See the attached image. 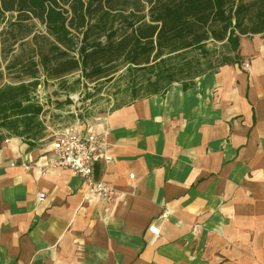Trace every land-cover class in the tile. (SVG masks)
<instances>
[{
	"label": "crops",
	"instance_id": "crops-1",
	"mask_svg": "<svg viewBox=\"0 0 264 264\" xmlns=\"http://www.w3.org/2000/svg\"><path fill=\"white\" fill-rule=\"evenodd\" d=\"M238 53L187 89L72 124L104 135L94 176L112 200L49 167L47 133L4 139L0 264H264V33L240 35Z\"/></svg>",
	"mask_w": 264,
	"mask_h": 264
},
{
	"label": "trees",
	"instance_id": "trees-1",
	"mask_svg": "<svg viewBox=\"0 0 264 264\" xmlns=\"http://www.w3.org/2000/svg\"><path fill=\"white\" fill-rule=\"evenodd\" d=\"M258 33L264 0H0V79L3 70L30 76L0 86V147L20 137L33 148L49 134L44 117L52 125L55 109L34 94L41 75L66 90L55 108L99 79L114 80L134 100L163 94L174 81L187 89L202 74L240 64L239 36Z\"/></svg>",
	"mask_w": 264,
	"mask_h": 264
},
{
	"label": "built area",
	"instance_id": "built-area-1",
	"mask_svg": "<svg viewBox=\"0 0 264 264\" xmlns=\"http://www.w3.org/2000/svg\"><path fill=\"white\" fill-rule=\"evenodd\" d=\"M243 67L248 66L244 62ZM35 90V98L42 104L44 109L49 108V104L44 97L39 95V87ZM76 119L73 123L54 128L48 124V116L44 117V124L47 127L50 137V151L52 158L49 161L51 168H66L74 175L80 177L84 184L94 193L104 200H112L116 196V190L100 179L94 176V166L100 159L107 160L109 157L105 154L106 140L104 135L96 133L93 130H80L72 124H80ZM133 175L130 173L129 177ZM43 193L38 197L42 199ZM150 233V239L147 240V246L151 247L159 237V229L153 225L147 228Z\"/></svg>",
	"mask_w": 264,
	"mask_h": 264
},
{
	"label": "rangeland",
	"instance_id": "rangeland-1",
	"mask_svg": "<svg viewBox=\"0 0 264 264\" xmlns=\"http://www.w3.org/2000/svg\"><path fill=\"white\" fill-rule=\"evenodd\" d=\"M123 69L124 68H120L115 73V77L122 72ZM77 75L78 72L73 71L65 75V79L71 82L76 79ZM29 79L30 76L14 78V72H6L3 70L0 86L5 83H18ZM39 79L41 81L38 91L39 95L44 97L49 102V105L55 109L51 112L53 118L51 126L54 128L68 125L76 119L79 121H90L92 118L99 117L112 108L130 101L128 93L122 91L118 92L116 90L117 82L114 80L108 81L99 79L96 81H86L83 86L81 85L74 92L68 94V98L71 100L69 104H65L60 108H55L57 103H61L65 100L67 96L66 90L57 89L58 81L56 79H45L42 75L39 76ZM98 87L100 90L95 93L94 89ZM87 93H93V95L90 98H86Z\"/></svg>",
	"mask_w": 264,
	"mask_h": 264
}]
</instances>
